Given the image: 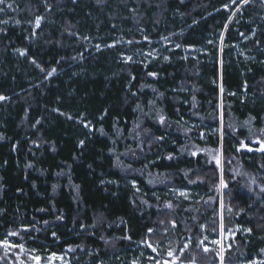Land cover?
<instances>
[{
    "label": "trees",
    "instance_id": "1",
    "mask_svg": "<svg viewBox=\"0 0 264 264\" xmlns=\"http://www.w3.org/2000/svg\"><path fill=\"white\" fill-rule=\"evenodd\" d=\"M0 9V242L31 228L18 244L56 255L72 248L74 264L122 260L140 244L190 239L191 252L200 234L186 228L195 214L184 213L212 217L205 200L223 180L226 228L248 231L226 263L264 260V179L251 189L230 170L183 156L185 139L170 142L151 117L142 122L150 148L141 165L200 200L169 198L173 211H147L146 181L125 175L113 154L151 104L168 125L201 123L199 138L204 125L219 127L221 102L225 138L199 144H221L227 161L240 156L259 176L264 152L237 155L229 126L233 118L259 127L264 118V0H5Z\"/></svg>",
    "mask_w": 264,
    "mask_h": 264
},
{
    "label": "rangeland",
    "instance_id": "2",
    "mask_svg": "<svg viewBox=\"0 0 264 264\" xmlns=\"http://www.w3.org/2000/svg\"><path fill=\"white\" fill-rule=\"evenodd\" d=\"M242 56L248 59L247 55L242 54ZM220 91L222 94L221 87ZM156 109V106L151 104L150 109H146L145 112L141 110V115H139V120L136 122L131 135L127 137L121 135V140H123L122 144L117 145L116 149L113 150V154L116 158V166L119 167L125 175L142 177L146 181L149 191H146L147 193H145V195L148 196L147 198L149 200L141 201L145 210L171 212L174 210V203H172L170 199L179 198L180 201L183 200L184 202H195L200 200V196L196 192L173 188L171 183L173 178L171 174L151 172L148 170L149 164L146 166L141 165V160H143L142 155L145 150L150 148V146H147L149 144V135L143 130L142 122L144 119L151 117L154 123H157L163 128L164 132L169 134L170 142L176 141V137L180 140L185 139L184 146L180 149V153L183 156L193 159H197L198 157L202 158L208 166L212 165L219 168L221 174L226 170H230L236 180H241L243 183H246L249 188H262L259 179H264V166H262L258 178L255 173L252 172L250 174L249 171L242 168L239 161V159L241 160L240 156H236L235 160L227 161L223 155L221 144L219 148H211L199 144V142H207V136L211 137L218 135L221 142L225 138L224 128L226 124L221 102L217 108L219 127L211 128L204 125V130L199 138H197V135H193V131L200 128L202 126L200 125L201 123L194 122L191 127L186 126L185 122L168 125L165 122L162 112L159 111L160 108H158V111H156ZM161 117H163V122H161ZM230 117L231 116H228L227 118L229 119ZM230 122L229 128L231 127V133L233 136L237 137L235 139L236 145L238 144L236 146L237 155L241 153L249 154L245 152L248 148L260 149L261 142H264V118L259 127L255 125L252 119L239 122L237 119L232 118ZM173 136H175V139L171 141ZM118 138L120 139V137ZM262 151L264 152V150ZM259 155L260 154H257L254 160L257 159ZM189 176L188 174V177ZM128 182L132 188L135 190L137 189L138 192H143L136 181L129 180ZM70 186L74 188L72 183H70ZM159 188H169V191L163 192L160 191ZM224 190L225 187H222L220 184L217 193L205 200L208 213L212 212L213 214L212 217L206 215V221L200 222L199 216L202 213L198 211L195 212L194 208H189L184 213L187 217L195 214V218L191 223L187 222L186 228L192 231L191 233L198 232L200 234L197 239H195L197 245H194L191 252L190 239L185 243L187 247H185L184 243L176 247H171L170 245H151L152 247H149V244H140L139 248H136L131 254L127 253L122 260L118 259L116 260L117 262L112 261L104 264H158V262L159 264H203L202 262H207V264H227V256L230 252L233 253L234 248L237 249L240 236L244 237L248 234V231L237 224L230 226L229 230H227L223 206ZM75 192L77 193L78 191L75 190ZM181 192L185 193V195H180L179 193ZM162 197H165L166 200L164 203L160 204V200L162 199L163 201ZM217 200H219L220 207L216 213L215 204ZM169 204H171V207H168ZM210 219H213L215 222H208ZM216 220H218V223H216ZM170 225L171 228L176 226L173 219L170 220ZM31 230V228L20 227L19 230L11 232L16 234L8 235L7 241L9 242V247L7 249L4 247L3 242H0V247L3 249L2 254L7 264H74V262L78 261V258H73L75 250L72 248L68 249L64 255H56L45 249L27 251L25 245L23 243L18 244V241L22 240V234H29ZM205 237H207V239H205ZM214 240H218L219 243L214 244ZM201 241H203V244L200 243ZM20 246H22V248ZM153 248H155L156 251H153ZM205 248L208 249L207 252L204 251ZM169 252H171L172 255H169ZM35 257H39V261H37ZM221 257H223V259H221ZM258 261L259 260H256L255 262Z\"/></svg>",
    "mask_w": 264,
    "mask_h": 264
},
{
    "label": "snow or ice",
    "instance_id": "3",
    "mask_svg": "<svg viewBox=\"0 0 264 264\" xmlns=\"http://www.w3.org/2000/svg\"><path fill=\"white\" fill-rule=\"evenodd\" d=\"M4 2H5V0H0V4H4ZM233 2H235V0H233ZM245 2H247V0H245ZM9 7H11V5H9ZM0 11H3V9H0ZM40 17H37V19H36V21H35V24H36V27H39L40 26ZM21 55H24V52L23 51H21V53H20ZM129 60L131 59V57H129L128 58ZM33 63H35V61H33ZM53 72L55 71V69H53L52 70ZM52 73L50 72V73H48V75H51ZM150 75H155L154 73H150ZM4 99H6V97H4V96H0V100H4ZM39 122V121H38ZM161 122H163V117H161ZM80 144L82 145L83 144V141H81L80 142ZM249 150H251V149H249ZM258 151H260V150H264V142H261V147H260V149H257ZM169 159H171V157H169ZM221 186L222 187H226V185L224 184V181L223 180H221ZM180 195H185V193H183V192H181V193H179ZM221 204H222V202H221ZM168 207H171V204H169L168 205ZM150 233L153 231V229H149L148 230ZM10 235H15L16 233H9ZM205 239H207V237H205ZM201 244H203V241H201L200 242ZM213 243L214 244H216V243H219V241L218 240H214L213 241ZM3 245H4V247L7 249L8 247H9V242L7 241V240H4L3 241ZM149 247H152L151 246V244H149L148 245ZM21 248H22V246H20ZM185 247H187V245H185ZM153 251H156V249L155 248H153L152 249ZM204 251H208V249L207 248H205L204 249ZM261 251H264V249H262ZM169 255H172V253L171 252H169ZM35 259L37 260V261H39V257H35ZM221 259H223V257H221ZM158 264H159V262H158ZM253 264H264V261H258V262H253Z\"/></svg>",
    "mask_w": 264,
    "mask_h": 264
}]
</instances>
